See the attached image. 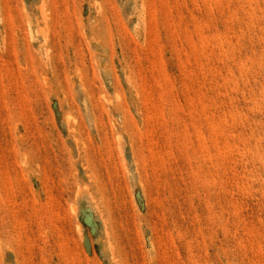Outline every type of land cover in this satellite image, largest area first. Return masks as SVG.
<instances>
[{
  "label": "rangeland",
  "instance_id": "1",
  "mask_svg": "<svg viewBox=\"0 0 264 264\" xmlns=\"http://www.w3.org/2000/svg\"><path fill=\"white\" fill-rule=\"evenodd\" d=\"M0 264H264V0H0Z\"/></svg>",
  "mask_w": 264,
  "mask_h": 264
}]
</instances>
